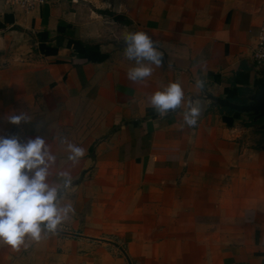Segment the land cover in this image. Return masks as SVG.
<instances>
[{
  "label": "crops",
  "instance_id": "crops-1",
  "mask_svg": "<svg viewBox=\"0 0 264 264\" xmlns=\"http://www.w3.org/2000/svg\"><path fill=\"white\" fill-rule=\"evenodd\" d=\"M263 14L264 0H46L27 12L0 0V136H44L58 155L50 181L70 170L75 208L57 234L0 246V264L21 251L44 264H264L262 133L205 97L249 90ZM137 30L164 60L132 82L121 36ZM201 72L197 126L148 106L172 81L187 101ZM20 111L30 123L5 119ZM60 135L85 148L77 164Z\"/></svg>",
  "mask_w": 264,
  "mask_h": 264
},
{
  "label": "clouds",
  "instance_id": "clouds-1",
  "mask_svg": "<svg viewBox=\"0 0 264 264\" xmlns=\"http://www.w3.org/2000/svg\"><path fill=\"white\" fill-rule=\"evenodd\" d=\"M111 23L110 21H108ZM124 57L134 62L127 70L132 82L143 81L153 74V65L163 66L164 53L153 36L145 30L125 31L121 36ZM204 73L196 80L194 92L185 101V92L179 81L161 86L147 98L148 106L163 119L182 109V125L193 128L204 109L200 93L205 90ZM14 125L30 123L32 116L25 111L7 115ZM66 160L77 164L86 154L84 147L60 135ZM54 154L44 136L22 140L19 135L0 136V246L14 251L27 249L42 239L57 234L75 214L67 199L73 185L70 170L57 168Z\"/></svg>",
  "mask_w": 264,
  "mask_h": 264
},
{
  "label": "water",
  "instance_id": "water-1",
  "mask_svg": "<svg viewBox=\"0 0 264 264\" xmlns=\"http://www.w3.org/2000/svg\"><path fill=\"white\" fill-rule=\"evenodd\" d=\"M205 97L214 105L228 108L244 117L245 130H255L262 133V148H264V66L260 65L250 82L249 90L235 100H229L205 93Z\"/></svg>",
  "mask_w": 264,
  "mask_h": 264
},
{
  "label": "built area",
  "instance_id": "built-area-1",
  "mask_svg": "<svg viewBox=\"0 0 264 264\" xmlns=\"http://www.w3.org/2000/svg\"><path fill=\"white\" fill-rule=\"evenodd\" d=\"M10 7H17L27 12L33 7L44 3L46 0H1ZM253 58L257 59L264 66V14L261 16V23L254 39Z\"/></svg>",
  "mask_w": 264,
  "mask_h": 264
},
{
  "label": "rangeland",
  "instance_id": "rangeland-1",
  "mask_svg": "<svg viewBox=\"0 0 264 264\" xmlns=\"http://www.w3.org/2000/svg\"><path fill=\"white\" fill-rule=\"evenodd\" d=\"M10 259L11 261L9 264H44L38 254H30L24 251L17 252Z\"/></svg>",
  "mask_w": 264,
  "mask_h": 264
}]
</instances>
